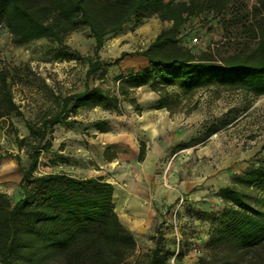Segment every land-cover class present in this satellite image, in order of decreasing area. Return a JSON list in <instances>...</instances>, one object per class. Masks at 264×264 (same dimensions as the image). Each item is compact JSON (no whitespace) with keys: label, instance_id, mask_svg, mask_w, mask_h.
<instances>
[{"label":"rangeland","instance_id":"obj_1","mask_svg":"<svg viewBox=\"0 0 264 264\" xmlns=\"http://www.w3.org/2000/svg\"><path fill=\"white\" fill-rule=\"evenodd\" d=\"M155 17L130 21L108 36L98 53L104 72L90 77L87 63L75 58L93 54L86 26L65 35L63 45L48 38L16 45L0 27V68L9 74L13 100L22 113L0 119V192L12 203L21 189L18 166L10 155H18L22 167L29 163L25 147L15 140H30L25 121L57 113L62 97L85 87L116 95V78L143 66L139 55L117 58L151 42V33L160 25L154 26ZM179 32L181 44L196 54L224 41L213 14L189 18ZM166 92L168 106L161 109H155L158 94L145 86L131 92L137 107L120 98L115 110L100 105L68 113L74 122L55 125L51 147L40 154L35 174L102 177L115 187V211L135 239L132 261L153 248L158 227L161 243L171 253L166 264H198L200 257L220 253L208 245L209 233L219 224L220 189L241 187L245 173L264 163V95L217 86L189 95L176 87ZM96 121H103L108 131L95 130ZM212 127L217 132L209 136ZM141 144L144 158L139 161ZM230 264H259V258L234 252Z\"/></svg>","mask_w":264,"mask_h":264},{"label":"trees","instance_id":"obj_2","mask_svg":"<svg viewBox=\"0 0 264 264\" xmlns=\"http://www.w3.org/2000/svg\"><path fill=\"white\" fill-rule=\"evenodd\" d=\"M213 14L223 30V43L198 54L181 44L180 29L189 18ZM156 16L171 23L141 51L121 52L117 60L139 55L147 67L116 78V95L85 87L60 100V110L37 122L25 121L30 140L16 136L29 160L20 165L21 196L13 203L0 192V264H166L171 253L157 227L153 248L131 260L136 242L119 219L114 186L102 177H76L65 172L35 174L41 153H48L57 124L68 125V113L100 105L116 109L121 98L137 107L131 92L147 86L158 94L155 109L168 106L167 87L183 95L211 86L264 95V0H0V27L16 45L48 38L63 45V38L86 26L93 39V54L75 58L87 63L86 76L103 74L98 53L105 39L130 21L141 23ZM9 74L0 68V119L22 116L13 100ZM13 127L12 122L8 121ZM92 126L108 131L103 121ZM14 128V127H13ZM15 130V129H14ZM212 127L209 136L216 133ZM107 149L104 151L106 154ZM0 158L2 156L0 155ZM144 158V144L138 160ZM235 185L220 189L219 224L209 233L208 245L220 253L200 257L198 264H230L234 252L258 256L264 264V163L252 168Z\"/></svg>","mask_w":264,"mask_h":264},{"label":"crops","instance_id":"obj_3","mask_svg":"<svg viewBox=\"0 0 264 264\" xmlns=\"http://www.w3.org/2000/svg\"><path fill=\"white\" fill-rule=\"evenodd\" d=\"M152 21L154 22V26H157V24L159 23L160 25L158 26L159 28L156 30V32H153V33H151V41L154 39V37L159 33V31L161 30V29H163V28H166V27H169L170 25H171V23L170 22H168V21H161V20H159V18L158 17H155V18H153L152 19ZM158 22V23H157ZM141 30H146V29H141ZM150 30H152V29H150ZM111 37H112V35H111ZM140 57V62H141V64H143V66L142 67H140V68H137V71L139 70V69H142V68H145V67H147V61H146V59L144 58V57H142V56H139ZM94 128V127H93ZM95 129V128H94ZM96 130V129H95ZM95 132V131H94ZM94 132H93V134H94ZM101 133V132H100ZM135 154V153H134ZM19 177H20V173H19ZM114 190H115V187H114Z\"/></svg>","mask_w":264,"mask_h":264},{"label":"built area","instance_id":"obj_4","mask_svg":"<svg viewBox=\"0 0 264 264\" xmlns=\"http://www.w3.org/2000/svg\"><path fill=\"white\" fill-rule=\"evenodd\" d=\"M192 40H193V42H196L197 41V37L194 36Z\"/></svg>","mask_w":264,"mask_h":264}]
</instances>
